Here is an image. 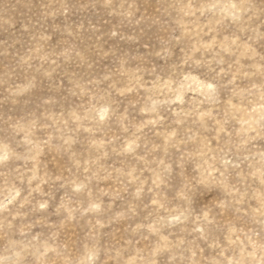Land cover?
I'll return each instance as SVG.
<instances>
[{
  "label": "clouds",
  "instance_id": "obj_1",
  "mask_svg": "<svg viewBox=\"0 0 264 264\" xmlns=\"http://www.w3.org/2000/svg\"><path fill=\"white\" fill-rule=\"evenodd\" d=\"M0 264H264V0H0Z\"/></svg>",
  "mask_w": 264,
  "mask_h": 264
}]
</instances>
